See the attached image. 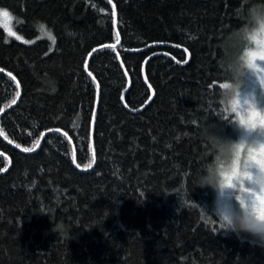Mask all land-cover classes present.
Instances as JSON below:
<instances>
[{"label": "trees", "instance_id": "trees-1", "mask_svg": "<svg viewBox=\"0 0 264 264\" xmlns=\"http://www.w3.org/2000/svg\"><path fill=\"white\" fill-rule=\"evenodd\" d=\"M257 3L0 0V264H264L196 186L208 132L238 135L215 93Z\"/></svg>", "mask_w": 264, "mask_h": 264}, {"label": "clouds", "instance_id": "clouds-1", "mask_svg": "<svg viewBox=\"0 0 264 264\" xmlns=\"http://www.w3.org/2000/svg\"><path fill=\"white\" fill-rule=\"evenodd\" d=\"M245 19L234 33L239 48L222 64L225 75L215 93L216 117L238 135L232 139L208 132L212 159L197 176L196 186L211 188L217 196L228 194L236 205L217 206L215 219L200 209L205 220L264 242V106L254 93L241 91L243 77L251 73L264 94V3L248 7ZM189 201L186 192L183 202Z\"/></svg>", "mask_w": 264, "mask_h": 264}, {"label": "rangeland", "instance_id": "rangeland-1", "mask_svg": "<svg viewBox=\"0 0 264 264\" xmlns=\"http://www.w3.org/2000/svg\"><path fill=\"white\" fill-rule=\"evenodd\" d=\"M9 27L12 29L11 21L9 22ZM0 28H2L5 31V28L2 26V20H0ZM6 34L8 35L7 32H6ZM11 37L15 38V36H11ZM20 41H23V40L20 39ZM243 80H244V83H243L242 90H241L242 94H247L249 92L254 93L258 103L261 106H264V94H261L255 77L251 73H247L243 77ZM217 202H218V206L222 207V208H232V209L236 208L234 201L231 200V198L228 194H225L224 196H217ZM253 237L256 238L257 240H259V238L255 237V236H253Z\"/></svg>", "mask_w": 264, "mask_h": 264}, {"label": "snow or ice", "instance_id": "snow-or-ice-1", "mask_svg": "<svg viewBox=\"0 0 264 264\" xmlns=\"http://www.w3.org/2000/svg\"><path fill=\"white\" fill-rule=\"evenodd\" d=\"M113 14H114V10H113ZM13 19V17L10 15V13L3 9V8H0V20H2V26L5 28V31L8 33L9 36H15V38L17 40H20L21 37L16 35L15 32L12 31V29L9 27V22ZM17 23H20V21H17ZM40 30L41 32L44 34V35H47L49 37V39H52L51 35L49 32L45 31V28H44V25H40ZM117 41H119V36H117ZM108 47H114V45H110ZM4 69L3 68H0V72H3ZM10 75V74H9ZM14 79V77H13ZM17 87H19V85H17ZM17 96H19V92L16 93ZM16 101L13 100L12 103H15ZM2 111V110H0ZM39 143V141H37V144ZM24 151L26 152H29V151H32V149H29V148H26L24 149ZM79 167V165H77ZM87 167H91V165H87Z\"/></svg>", "mask_w": 264, "mask_h": 264}, {"label": "water", "instance_id": "water-1", "mask_svg": "<svg viewBox=\"0 0 264 264\" xmlns=\"http://www.w3.org/2000/svg\"><path fill=\"white\" fill-rule=\"evenodd\" d=\"M151 58V57H150ZM150 58H147V60L146 61H148ZM146 61H145V63H146ZM145 63H144V66H143V78H144V80H145V82H146V78H145V74H144V67H145ZM11 107H13V106H11ZM10 107V108H11Z\"/></svg>", "mask_w": 264, "mask_h": 264}]
</instances>
